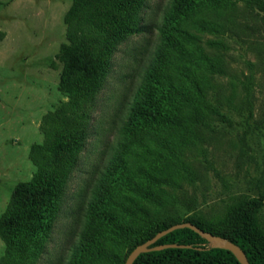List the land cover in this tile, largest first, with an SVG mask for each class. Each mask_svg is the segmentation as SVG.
Here are the masks:
<instances>
[{
  "label": "rangeland",
  "instance_id": "374dc122",
  "mask_svg": "<svg viewBox=\"0 0 264 264\" xmlns=\"http://www.w3.org/2000/svg\"><path fill=\"white\" fill-rule=\"evenodd\" d=\"M171 2L140 0L134 13L140 30L119 41L84 115L61 88L58 57L69 42L66 15L76 1L0 0V226L14 220L13 229L0 227V264H70L83 248L89 207L124 139L143 75L162 45L160 27ZM233 13L238 27L226 34L228 60L239 79L254 77L253 114L245 92L237 108L224 106L221 111L232 121L217 119L205 128L206 151L193 156L199 177L188 187L196 196L193 209L221 219V229L235 226L232 206L257 197L259 185L264 189V11L240 2ZM230 78H223L224 85ZM75 126L85 135L81 146L60 147L56 134ZM43 177L61 181L46 223L39 232L20 231L30 224L21 209L31 196L21 197L17 188ZM193 209L178 205L177 213L184 218ZM259 225L264 230V207ZM118 249L124 257L126 246Z\"/></svg>",
  "mask_w": 264,
  "mask_h": 264
},
{
  "label": "trees",
  "instance_id": "16d2710c",
  "mask_svg": "<svg viewBox=\"0 0 264 264\" xmlns=\"http://www.w3.org/2000/svg\"><path fill=\"white\" fill-rule=\"evenodd\" d=\"M75 1L66 15L69 42L58 55L64 69L60 85L69 93L70 105L87 115L85 107L97 98L119 41L140 30L134 19L140 0ZM240 2L264 11V0H172L160 27L162 45L143 75L124 139L89 207L83 248L70 264H125L138 245L182 222L235 242L251 264H264V230L259 225L264 189L260 185L257 197L229 209L235 219L233 229H221V219L193 209L196 196L188 190L199 177L193 156L206 151L205 128L217 119L231 123L221 110L237 108L242 92L253 114L249 97L254 77L239 79L228 60L226 34L238 27L233 11ZM228 76L224 85L223 78ZM77 129L56 134L55 142L64 149L80 147L85 135ZM60 184L43 177L17 188L21 197L31 196L21 209L30 224L19 226L20 231L31 234L43 229ZM37 198L46 203L40 204ZM178 205L194 212L183 218L177 213ZM13 223L9 218L0 227L13 229ZM121 245L127 248L124 257L118 254ZM151 248L133 264H241L235 253L209 244L189 227L167 233Z\"/></svg>",
  "mask_w": 264,
  "mask_h": 264
},
{
  "label": "water",
  "instance_id": "95a60500",
  "mask_svg": "<svg viewBox=\"0 0 264 264\" xmlns=\"http://www.w3.org/2000/svg\"><path fill=\"white\" fill-rule=\"evenodd\" d=\"M183 227L192 228L193 230L198 232L200 235L205 237L207 240L214 241L215 244H213V245L232 251L233 253L236 254V256H237V258L241 264H251L247 258L246 253L243 251V249L238 244H236L235 242H233L227 238L213 234L209 231H204L191 222L177 223V224L171 225L170 227H168L166 229L159 231L152 238H150L149 240H147L143 244H140L135 249H133L131 251V253L128 255V257L125 261V264H133L134 260L137 258V256L141 252L152 250L153 248H151V245H153L160 237L166 235L167 233H169L175 229L183 228Z\"/></svg>",
  "mask_w": 264,
  "mask_h": 264
}]
</instances>
